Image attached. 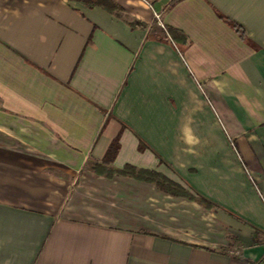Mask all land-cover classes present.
I'll use <instances>...</instances> for the list:
<instances>
[{
    "label": "crops",
    "instance_id": "obj_1",
    "mask_svg": "<svg viewBox=\"0 0 264 264\" xmlns=\"http://www.w3.org/2000/svg\"><path fill=\"white\" fill-rule=\"evenodd\" d=\"M111 1L0 0V264H264V0Z\"/></svg>",
    "mask_w": 264,
    "mask_h": 264
},
{
    "label": "trees",
    "instance_id": "obj_2",
    "mask_svg": "<svg viewBox=\"0 0 264 264\" xmlns=\"http://www.w3.org/2000/svg\"><path fill=\"white\" fill-rule=\"evenodd\" d=\"M88 5H99L108 11H114V9L117 8V6L111 1V0H82ZM131 26H143L140 23H131ZM238 32H240V28L236 25H233ZM169 36L179 43L180 45H186L187 38L185 35L180 34L178 30L167 27L166 28ZM145 147H148L146 143L139 139L138 148L144 149ZM119 148V142L118 138H114L108 145L104 156L102 158V161L100 163H94L92 166V169L96 173L105 174L106 176L110 177L113 174H119L124 176H130L135 179L144 180L146 182L154 183L156 187H158L161 191H164L166 193H169L174 196H185L191 199H194L196 196L190 193L187 189H185L181 184L169 179L161 172L155 171V170H148V169H142L137 168L131 164H125L122 169L119 170H113L111 168L106 167V164H110L114 157L117 154ZM200 201H202L204 204L209 206V202L206 201L204 198H200Z\"/></svg>",
    "mask_w": 264,
    "mask_h": 264
},
{
    "label": "built area",
    "instance_id": "obj_3",
    "mask_svg": "<svg viewBox=\"0 0 264 264\" xmlns=\"http://www.w3.org/2000/svg\"><path fill=\"white\" fill-rule=\"evenodd\" d=\"M156 18L159 19V14H155ZM160 25L163 27V24L160 23Z\"/></svg>",
    "mask_w": 264,
    "mask_h": 264
}]
</instances>
